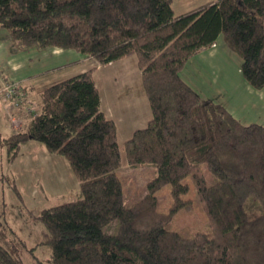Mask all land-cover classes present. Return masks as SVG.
<instances>
[{"label":"trees","instance_id":"obj_1","mask_svg":"<svg viewBox=\"0 0 264 264\" xmlns=\"http://www.w3.org/2000/svg\"><path fill=\"white\" fill-rule=\"evenodd\" d=\"M173 3L0 0V28L19 49H76L102 65L135 56L151 108L122 146L91 67L42 89L40 111L0 138L10 159L29 140L43 143L80 181L77 199L36 215L44 224L40 243L52 250L48 264H264V123L242 121L181 76L192 56L222 36L241 57L245 80L264 88V0H207L180 13ZM124 158L157 168L149 193L132 205L118 174ZM188 176L208 216L193 236L168 226L193 204L183 197ZM167 184L173 203L161 211L156 192ZM116 219L119 230L107 232ZM12 232L9 243L0 233V264H24L16 247L27 242Z\"/></svg>","mask_w":264,"mask_h":264},{"label":"rangeland","instance_id":"obj_2","mask_svg":"<svg viewBox=\"0 0 264 264\" xmlns=\"http://www.w3.org/2000/svg\"><path fill=\"white\" fill-rule=\"evenodd\" d=\"M207 0H174L173 8L176 13L183 12L194 6L202 4ZM69 51L76 49H63L58 47L39 48L37 46L26 49L16 47L15 41L6 28H0V69L1 67L9 73L16 74L24 70L35 72L50 66L51 61L46 60L49 56L44 53L53 55L52 51ZM80 53V52H78ZM82 54V53H80ZM62 61L70 60L74 55L70 52H63ZM84 55V54H82ZM86 56H83V58ZM137 61L135 56H132ZM131 60L122 61L124 65ZM55 62V61H54ZM120 63V62H119ZM118 63L102 65L93 58H84L72 66L66 65L62 70H55L47 76L39 78V89L42 84H52L58 80L76 74L84 68L96 67V78L104 88L105 106L115 104L118 100H129L146 97L141 82L142 72L136 68L135 62L127 73L128 67L115 68ZM138 64V62H137ZM94 67V66H93ZM0 84L2 80V70H0ZM6 77L5 75H3ZM12 76V75H10ZM199 78V73H195ZM7 79H10L6 77ZM16 80V79H10ZM20 81V80H17ZM21 82V81H20ZM22 83V82H21ZM26 97L31 104L38 102V96L32 91H26ZM147 98V97H146ZM5 103V106H4ZM33 103V106H35ZM11 108L10 101L0 92V130L2 134L6 129L5 110ZM239 111V110H238ZM253 111L247 106L246 114ZM2 113V117H1ZM264 123V121H262ZM11 126V122L9 119ZM12 128V126H11ZM125 136L121 135L120 143L123 146ZM48 153V154H46ZM43 143L37 140H29L21 145L19 154L16 158L10 159L6 147L0 144V233L3 242L14 240L16 231L17 235L25 239L26 246L17 244L16 250L20 254L24 264H35L37 256L44 263H50L52 250L46 244H41L42 233L44 229L43 222L36 217L43 208L61 204L70 200L77 199L80 196L79 184L67 159L58 154H50ZM118 174L123 182L125 204L132 205L149 193L148 183L157 175V168L152 164L133 166L130 165L126 158L118 170ZM210 182L215 179L209 175ZM190 184V190L183 195L184 198L192 200V206L176 214L169 227L180 231L184 235L193 236L197 231H203L206 228L208 216L205 207L199 197L197 187L190 176L184 179ZM158 198V209L161 211H170L173 198L171 185L167 184L156 192ZM120 223L116 219L105 227L109 233H116L119 230ZM11 228V229H10ZM17 237V236H16ZM34 253V254H33Z\"/></svg>","mask_w":264,"mask_h":264},{"label":"crops","instance_id":"obj_3","mask_svg":"<svg viewBox=\"0 0 264 264\" xmlns=\"http://www.w3.org/2000/svg\"><path fill=\"white\" fill-rule=\"evenodd\" d=\"M52 51L53 55L47 54L49 58L46 60L51 61L50 66H43L40 70L31 72L24 70L20 73L12 74L1 67L2 74L10 79L20 80L22 84L25 85V91H32L36 96H38L42 89H44L47 84H42V88L39 89V78L42 76H47L55 70H62L64 66L70 62L75 61V64L79 60H84V58H90L86 55L78 53V51ZM63 52H70L74 56L70 60L62 61L60 60L64 55ZM83 56H86L83 58ZM133 57L124 58L116 63L122 65L121 67H128L126 71L138 69L137 61L132 59ZM125 60H131L129 63H124ZM55 61V62H54ZM114 62V63H115ZM120 62V63H119ZM136 64V68L133 65ZM241 57L234 51H232L226 44L224 38L220 36L215 45L209 47L198 54L192 56L187 62L183 70L181 71V76L186 80L192 87H194L201 96L206 98H212L218 102L223 103L234 115L240 118L246 123L260 122L264 121V88L257 89L251 86L244 78L241 71ZM116 64L115 68L118 67ZM70 64L69 66H72ZM95 65H92V67ZM87 68H84L85 70ZM81 70V71H83ZM140 70V69H138ZM80 71V72H81ZM141 71V70H140ZM199 73V78H196L195 73ZM73 75V74H72ZM141 75V74H140ZM50 85V84H49ZM104 88L101 86V106L105 113L114 118L118 124V129L120 135H124L126 138L130 137L134 130L139 127H143L147 124L148 120L151 118V108L148 98L141 97L129 100L123 99L118 100L115 104L105 106L104 103ZM5 106V103H4ZM247 106L253 111L246 114ZM6 107V106H5ZM239 110V111H238ZM6 116V125L4 123L5 133H11L12 128L9 123L8 110L6 109L3 113ZM2 117V113H1ZM0 130V138L5 135ZM1 144V143H0ZM23 145V144H22ZM48 154V153H46ZM51 154V153H50ZM50 154L48 156H50ZM78 181V179H77ZM80 185V181H78Z\"/></svg>","mask_w":264,"mask_h":264},{"label":"built area","instance_id":"obj_4","mask_svg":"<svg viewBox=\"0 0 264 264\" xmlns=\"http://www.w3.org/2000/svg\"><path fill=\"white\" fill-rule=\"evenodd\" d=\"M1 81L0 92L11 103L9 119L12 129L22 130L40 111L41 106L36 101L33 106V103L27 100L26 91L20 81L7 79L3 75Z\"/></svg>","mask_w":264,"mask_h":264}]
</instances>
